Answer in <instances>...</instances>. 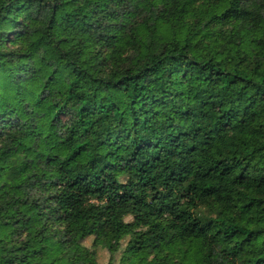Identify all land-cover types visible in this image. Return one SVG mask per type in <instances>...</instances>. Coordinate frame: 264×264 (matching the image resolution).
Returning a JSON list of instances; mask_svg holds the SVG:
<instances>
[{"label": "trees", "instance_id": "1", "mask_svg": "<svg viewBox=\"0 0 264 264\" xmlns=\"http://www.w3.org/2000/svg\"><path fill=\"white\" fill-rule=\"evenodd\" d=\"M264 264V0H0V264Z\"/></svg>", "mask_w": 264, "mask_h": 264}, {"label": "rangeland", "instance_id": "2", "mask_svg": "<svg viewBox=\"0 0 264 264\" xmlns=\"http://www.w3.org/2000/svg\"><path fill=\"white\" fill-rule=\"evenodd\" d=\"M105 262H106V258L104 256H100L98 258V264H105Z\"/></svg>", "mask_w": 264, "mask_h": 264}]
</instances>
